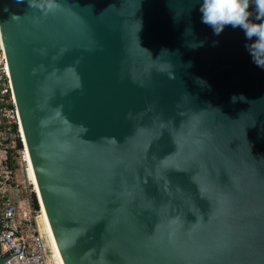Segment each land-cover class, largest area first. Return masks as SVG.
<instances>
[{
	"label": "water",
	"instance_id": "95a60500",
	"mask_svg": "<svg viewBox=\"0 0 264 264\" xmlns=\"http://www.w3.org/2000/svg\"><path fill=\"white\" fill-rule=\"evenodd\" d=\"M201 4L0 0L59 264H264V66Z\"/></svg>",
	"mask_w": 264,
	"mask_h": 264
},
{
	"label": "built area",
	"instance_id": "2783aa9c",
	"mask_svg": "<svg viewBox=\"0 0 264 264\" xmlns=\"http://www.w3.org/2000/svg\"><path fill=\"white\" fill-rule=\"evenodd\" d=\"M17 141L19 147L15 150L25 163L20 126L0 44V147L14 148ZM10 178L11 171L0 164V252L2 256H6L3 263L52 264L45 253L41 233L31 227L29 214L23 213V225L16 220L17 205L10 196V189L13 187Z\"/></svg>",
	"mask_w": 264,
	"mask_h": 264
},
{
	"label": "clouds",
	"instance_id": "9594fccd",
	"mask_svg": "<svg viewBox=\"0 0 264 264\" xmlns=\"http://www.w3.org/2000/svg\"><path fill=\"white\" fill-rule=\"evenodd\" d=\"M253 3L255 5V20L250 19L252 16L250 5ZM200 11L202 12V22L211 26L217 35L223 31L226 25H231L234 28L243 29L249 40L255 37V41L248 47L256 63L264 66V62L258 59V55H264V0H202ZM187 67H191V62ZM170 78L175 79V76ZM198 82L204 83L199 78ZM235 99L236 97H233V100Z\"/></svg>",
	"mask_w": 264,
	"mask_h": 264
},
{
	"label": "rangeland",
	"instance_id": "374dc122",
	"mask_svg": "<svg viewBox=\"0 0 264 264\" xmlns=\"http://www.w3.org/2000/svg\"><path fill=\"white\" fill-rule=\"evenodd\" d=\"M11 154H12V159L14 162V168L10 170L11 171L10 181H11L12 186L14 188L15 187L17 188V197L19 200L18 211L20 214L22 213V211L25 212L26 214L27 213L29 214V218L32 223L31 227L38 230L42 235L45 253L47 255L49 262H51L52 264H56L54 256L51 255L52 248L50 249L49 247L51 245L50 243L48 244L49 240L43 231L44 224H42L43 219L40 213V207L37 201H36L37 203L36 210L32 211L28 206L29 193L33 192L34 197H35V193L33 191V185H31L29 177L27 175V171L25 169L26 168L25 163L20 160L17 150H14ZM35 200H36V197H35ZM26 218H27V215H26Z\"/></svg>",
	"mask_w": 264,
	"mask_h": 264
},
{
	"label": "trees",
	"instance_id": "16d2710c",
	"mask_svg": "<svg viewBox=\"0 0 264 264\" xmlns=\"http://www.w3.org/2000/svg\"><path fill=\"white\" fill-rule=\"evenodd\" d=\"M18 147H19V142L17 141L16 146L14 148L5 149V157L2 162V165L8 170H12L14 168V162H13L11 153ZM28 206L32 211L37 209V203H36L33 192H30L28 195Z\"/></svg>",
	"mask_w": 264,
	"mask_h": 264
},
{
	"label": "bare ground",
	"instance_id": "6f19581e",
	"mask_svg": "<svg viewBox=\"0 0 264 264\" xmlns=\"http://www.w3.org/2000/svg\"><path fill=\"white\" fill-rule=\"evenodd\" d=\"M23 149H24L23 152H24V160H25V166H26L25 169H26V171H27V175H28V177H29L30 183H31V185H33V191H34V193H35V187H34V183H33L32 175H31V171H30V167H29V163H28L27 155H26V150H25L24 147H23ZM39 207H40V206H39ZM40 213H41V216H42V219H43V223H42V224H44V226H43V229H44V230H43V231H44L46 237H47L48 240H49L48 244L50 243V245H51V246H49L50 249L52 248L51 255L54 256L55 261H56V264H59L58 259H57V256H56L55 251H54V248H53V245H52V242H51V239H50V236H49V233H48V230H47V227H46V224H45V221H44V218H43V215H42L41 208H40ZM38 216H40V215H38ZM44 227H45V228H44Z\"/></svg>",
	"mask_w": 264,
	"mask_h": 264
},
{
	"label": "crops",
	"instance_id": "0c3cea01",
	"mask_svg": "<svg viewBox=\"0 0 264 264\" xmlns=\"http://www.w3.org/2000/svg\"><path fill=\"white\" fill-rule=\"evenodd\" d=\"M4 157H5V149H2L0 147V164H2L3 160H4ZM10 196H11V199L16 203L17 205V214H16V220L17 222L20 224V225H23L24 222H25V218L23 216V211L22 213L20 214L19 211H18V197H17V188L15 187H12L10 189ZM1 204H2V197L0 195V208H1Z\"/></svg>",
	"mask_w": 264,
	"mask_h": 264
}]
</instances>
